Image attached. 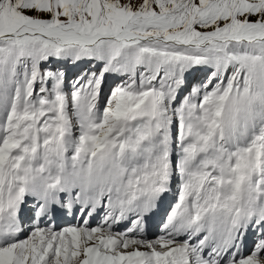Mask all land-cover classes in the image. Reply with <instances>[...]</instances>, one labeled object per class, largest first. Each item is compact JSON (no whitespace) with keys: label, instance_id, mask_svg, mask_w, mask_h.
<instances>
[{"label":"snow or ice","instance_id":"snow-or-ice-1","mask_svg":"<svg viewBox=\"0 0 264 264\" xmlns=\"http://www.w3.org/2000/svg\"><path fill=\"white\" fill-rule=\"evenodd\" d=\"M0 264H264V0H0Z\"/></svg>","mask_w":264,"mask_h":264},{"label":"rangeland","instance_id":"rangeland-1","mask_svg":"<svg viewBox=\"0 0 264 264\" xmlns=\"http://www.w3.org/2000/svg\"><path fill=\"white\" fill-rule=\"evenodd\" d=\"M73 68H71V67H69V71H71ZM75 71H76V69H73V73H68L69 74V76H68V78H69V81L71 80V78L73 77V74L75 73Z\"/></svg>","mask_w":264,"mask_h":264},{"label":"trees","instance_id":"trees-1","mask_svg":"<svg viewBox=\"0 0 264 264\" xmlns=\"http://www.w3.org/2000/svg\"><path fill=\"white\" fill-rule=\"evenodd\" d=\"M68 70V69H67ZM73 70V69H72Z\"/></svg>","mask_w":264,"mask_h":264}]
</instances>
